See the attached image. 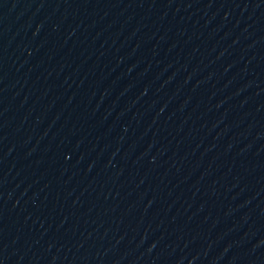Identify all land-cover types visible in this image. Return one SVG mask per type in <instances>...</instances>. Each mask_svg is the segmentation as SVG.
<instances>
[{
  "label": "water",
  "instance_id": "1",
  "mask_svg": "<svg viewBox=\"0 0 264 264\" xmlns=\"http://www.w3.org/2000/svg\"><path fill=\"white\" fill-rule=\"evenodd\" d=\"M0 264H264V0H0Z\"/></svg>",
  "mask_w": 264,
  "mask_h": 264
}]
</instances>
